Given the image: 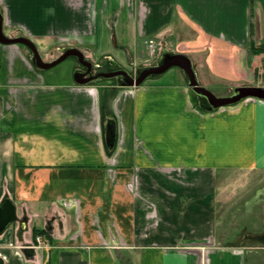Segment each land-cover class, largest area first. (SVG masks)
I'll return each instance as SVG.
<instances>
[{
	"label": "crops",
	"instance_id": "obj_1",
	"mask_svg": "<svg viewBox=\"0 0 264 264\" xmlns=\"http://www.w3.org/2000/svg\"><path fill=\"white\" fill-rule=\"evenodd\" d=\"M0 12L4 34L40 55L74 47L130 71L150 38L186 55L204 88H264V0H0ZM26 55L0 44V202L17 217L0 234L3 264H264V220L249 210L264 196L226 179L264 173V101L206 112L179 68L82 86L74 60L38 70ZM230 195L249 202L234 222L218 206Z\"/></svg>",
	"mask_w": 264,
	"mask_h": 264
},
{
	"label": "water",
	"instance_id": "obj_2",
	"mask_svg": "<svg viewBox=\"0 0 264 264\" xmlns=\"http://www.w3.org/2000/svg\"><path fill=\"white\" fill-rule=\"evenodd\" d=\"M0 44L22 45L28 48L31 53V63L38 70H48L52 67H55L56 65L63 62L69 57H75L81 64L84 65L83 59L85 58L83 53L74 47L64 48L61 51V55L51 62L43 61L36 45L29 38L24 36L8 37L4 34L3 16L1 13ZM174 67H177L182 70L186 80V84L196 96L199 107L206 112H214L223 107L233 106L246 99H256L264 101L263 87H236L233 88L226 95L215 96L212 92H210L199 84L193 64L186 55L167 50L163 51L160 54L157 62L154 65L138 67L135 70V74L130 75L125 69L120 68L110 73H98L97 75H94L91 78L80 80L77 74L75 73L74 82L77 85L84 86L91 82H95L98 79L106 80L117 78L116 83L120 87H138L147 79L160 77L165 72ZM88 74L90 75V73ZM105 135L106 145L109 149H112L115 142V124L113 121H109L106 124ZM16 221L17 217L15 205L8 197H4V199L0 202V234H2ZM0 264H3L1 259Z\"/></svg>",
	"mask_w": 264,
	"mask_h": 264
},
{
	"label": "rangeland",
	"instance_id": "obj_3",
	"mask_svg": "<svg viewBox=\"0 0 264 264\" xmlns=\"http://www.w3.org/2000/svg\"><path fill=\"white\" fill-rule=\"evenodd\" d=\"M147 39H149V38H147ZM147 39H145V40H147ZM145 40L142 42L141 47H138V52H135V58L131 59L130 63H133V65L130 66V68H132V70H134V66H136V65H140V66L153 65L156 62V60L159 57V55L161 54L160 50H162V49L164 50V48L166 50H170L172 48H176V47H171L170 45H167L165 43H160V42H155V44H151V46L148 44L149 45L148 46L147 43L146 44L144 43ZM26 50H27V55H26L27 56V61L29 62V64H31L30 53H29L28 48H26ZM41 55H43V57H42L43 61L50 62V61L56 59L60 54H59V52L57 50H55L52 53V55L45 56L42 52H41ZM92 57H93V55H92ZM90 59H92V58H90ZM72 61H73V58H67L63 62H61L58 65H56L55 67L50 68L48 71H53V70L61 68L60 70H63V69L66 70L67 69L68 73H69ZM103 62H105V61H103ZM105 69H107V65L105 66ZM151 79H153V78L147 79L146 82L148 80H151ZM205 88L207 90H209L210 92H212L214 95H222V93H224V88L222 86H216L215 85V86H210V87H205ZM229 92H225L224 94L229 93ZM190 93H191V95H193L191 91H190ZM185 104L187 106L188 102L186 101ZM223 108H225V107H223ZM226 179H227V181H231L230 184H232V181L234 182V180H236V179L237 180L238 179H243L244 181L250 180L249 183L252 184V186H254V187L247 189V191H245L243 193H239L238 192V194L247 196V195L252 193V195L255 196V192L257 191L259 195L261 194V195L264 196V173L263 174H259V173L256 174V172H255L253 175H250V176L246 177L244 175L240 176V174H235V173L232 174L231 172H227L226 173ZM255 189H256V191H255ZM232 193L234 194V192H232ZM228 194H229V192H228ZM233 194H231V195H233ZM231 195L229 197H226L224 199V201L219 199L218 206H219V210H221V212L222 211H226L227 213H229V217H231L230 221L234 222L235 216L245 215L248 212L245 205L249 204V202L248 203H243V206L239 202H236V203L230 202L229 200L231 199ZM261 198H259V199L262 200ZM73 204H75V203H73ZM73 206H75V205H73ZM249 207H250L249 210L253 211V213H252V221L256 222L257 224H262V221L264 220V200L261 201V202H257V205H255L253 207H252V204H249ZM252 239L256 243H261L259 238H257L256 236L252 235ZM245 241H247L246 238H245Z\"/></svg>",
	"mask_w": 264,
	"mask_h": 264
},
{
	"label": "flooded vegetation",
	"instance_id": "obj_4",
	"mask_svg": "<svg viewBox=\"0 0 264 264\" xmlns=\"http://www.w3.org/2000/svg\"><path fill=\"white\" fill-rule=\"evenodd\" d=\"M30 58H31V53H30ZM70 58H73L74 64H75V66L71 70V78H72L73 81H74L75 73L77 74V76H78V78L80 80H84V79H87V78H91L92 76L97 75L98 73H110L112 71H116V70L122 68L119 65L115 64L110 59H105L104 60L105 62H103L104 64L103 63L99 64V63L93 61L92 59L88 58L85 54H84V58L85 59H83L84 65L81 64L75 57H70ZM106 65H107V69H105ZM137 67H134V70H130V71L127 70V72L130 75L135 74V69ZM88 73H90V75ZM83 74H84V76H83ZM106 80H113V81L116 82L117 78L106 79ZM99 81H103V80H99L98 79L95 82H99ZM95 82H91L89 84H92V83H95Z\"/></svg>",
	"mask_w": 264,
	"mask_h": 264
},
{
	"label": "trees",
	"instance_id": "obj_5",
	"mask_svg": "<svg viewBox=\"0 0 264 264\" xmlns=\"http://www.w3.org/2000/svg\"><path fill=\"white\" fill-rule=\"evenodd\" d=\"M250 51H251V53H256V51H257V49H256V47L254 46V44H251V46H250ZM47 229H45V230H40V229H34L33 230V236L34 237H37V236H40V237H42V236H45V237H47ZM50 241V240H49ZM51 242V241H50ZM25 253L27 254V256H29V257H31L32 255H33V253H32V250H25Z\"/></svg>",
	"mask_w": 264,
	"mask_h": 264
},
{
	"label": "built area",
	"instance_id": "obj_6",
	"mask_svg": "<svg viewBox=\"0 0 264 264\" xmlns=\"http://www.w3.org/2000/svg\"><path fill=\"white\" fill-rule=\"evenodd\" d=\"M146 43H147V45L149 44L150 46H151V44H155V42H154L153 40H149V41L146 42ZM149 45H148V46H149ZM36 240H37L38 243H40L41 238H40V237H37Z\"/></svg>",
	"mask_w": 264,
	"mask_h": 264
},
{
	"label": "bare ground",
	"instance_id": "obj_7",
	"mask_svg": "<svg viewBox=\"0 0 264 264\" xmlns=\"http://www.w3.org/2000/svg\"><path fill=\"white\" fill-rule=\"evenodd\" d=\"M61 69V68H60ZM64 70V69H63Z\"/></svg>",
	"mask_w": 264,
	"mask_h": 264
}]
</instances>
